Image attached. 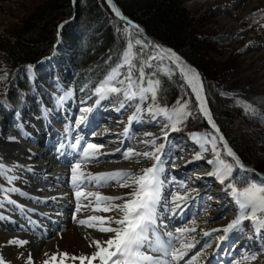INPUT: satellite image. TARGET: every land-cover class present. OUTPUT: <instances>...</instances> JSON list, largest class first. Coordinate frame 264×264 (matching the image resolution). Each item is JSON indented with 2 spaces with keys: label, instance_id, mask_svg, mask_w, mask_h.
<instances>
[{
  "label": "rangeland",
  "instance_id": "rangeland-1",
  "mask_svg": "<svg viewBox=\"0 0 264 264\" xmlns=\"http://www.w3.org/2000/svg\"><path fill=\"white\" fill-rule=\"evenodd\" d=\"M44 2L46 0L0 1V33L5 36L17 30L21 22ZM186 7L197 16L211 17V21L206 24V31L208 37L214 38L217 48V52L211 55L217 75V90L213 97L221 98L224 108L236 118L257 120L259 125L245 124L261 140L260 145L264 146V120L252 116L243 99V94L251 98L264 96V79L261 77V66L264 64V0H192ZM123 24L127 47L119 66L109 74H123L128 78L127 86L118 92L101 95L99 89L94 91L90 84L79 83L76 71L71 70L72 77L66 83L75 88V102L79 104L80 111L77 116L74 112L71 115L62 113V123L51 122L56 131L65 132L72 124L76 130H87L88 125H83L85 121L102 116L112 121H105L102 125L122 132L111 135L107 139L112 141L110 144L94 142L96 146L89 147L84 152L81 148L80 153L84 158L70 164V182L78 183L80 187L85 184V188L91 186L92 190L89 191L97 192L78 195L82 203H79L80 209L77 212H70L73 215H70L72 220L69 226L57 233L56 237L44 241L38 251H31L24 241L27 233L20 228V231L9 232L5 230L7 225L4 223L19 214L18 205L29 203V197L26 198L24 192L28 191L27 185L31 177L18 166H30L28 160L32 156L29 151L22 149L6 156L11 165L6 166V171L0 170V264H115L117 256L126 253L153 258L154 264H164L165 260L171 264H264V223L258 226L252 221L250 213L254 203L244 199L252 191L256 196L260 195V188L255 187L256 180L247 172H242L223 147H220L221 155L215 162L224 169L205 182L203 187L196 179L215 171L213 168L209 172L205 170L208 165H212L208 156L202 157L204 163L199 166L201 169L195 167L197 172H191L195 169L191 168L187 170V176L185 173L180 176V169L186 167L204 148L202 141L206 142L207 139L212 142L216 131L212 127L193 133L187 130V120L201 121L205 117L198 101L189 91L184 75L177 66L169 64L157 54L151 40L141 31L133 29L128 23ZM239 29L244 36L229 42L227 39ZM45 69L47 71L42 74L45 79L42 87L40 82L43 79L29 70L33 88L25 96H30V99L23 100L24 110L15 115L14 107L9 105L7 97L17 72L6 69L0 59V106H4L12 115L15 122L12 131L20 133L22 139L26 136H30L31 140L40 139V134H45L43 127L47 125L46 110L57 114L65 110V104L58 99V88L64 85L61 79L66 76L65 71L57 64ZM160 75L174 85L175 102L161 105L157 99L164 109L162 114L142 116L144 102L140 93L155 88L159 94ZM128 93L135 98L130 99ZM182 93H185L183 101H187L186 108L183 109L176 107ZM210 96L208 94L209 98ZM44 100H47L51 110L45 106ZM133 117L140 119L134 126L131 123ZM31 124L36 129H31ZM97 125L99 123L95 126ZM6 128H0V140L8 139L9 143H18V135L10 139L11 134ZM131 128L140 135L138 144L126 146L117 158H123L129 150L139 152L128 153L131 156L130 163H123L121 172H118L112 163L120 161L101 158L110 150L124 148L123 141L129 137L125 132ZM241 131L243 137L247 138L244 130ZM221 133L223 134L222 131ZM95 135L96 131L84 138L73 139V142H88ZM98 137H103V133H98ZM118 141H122V145L116 144ZM208 147L209 150L212 148L210 151L213 153V144L208 143ZM28 148L34 152L42 151V147L37 145H30ZM183 148L193 155L189 156L186 152L179 154ZM4 149L0 144V151ZM175 154L179 155L178 159L170 164L171 157ZM261 154L264 158V152ZM246 166L253 168L257 174L261 173L257 170L258 165ZM220 179L227 181L226 196L230 199L226 204V208H229L227 216H220L224 210L221 205L224 198L214 193L215 189L212 188ZM207 187L211 188L209 199L202 198ZM262 189L260 197L264 199V187ZM234 194L238 195V200L233 197ZM156 196L161 199L155 209L156 215L144 224V228L151 231L150 240H138L142 246H146L138 252L132 249L133 242L135 246V240L140 236L135 232L136 226L143 224L138 222L145 221L146 213L150 216L152 204L149 203ZM210 204L218 206L209 207ZM201 208L205 211L200 212ZM235 225H239L238 232L229 238ZM153 226V230L149 229ZM131 232L133 233L130 234ZM248 234H252V238L247 239ZM112 238L118 239L113 243ZM153 246L158 248L152 249Z\"/></svg>",
  "mask_w": 264,
  "mask_h": 264
},
{
  "label": "trees",
  "instance_id": "trees-1",
  "mask_svg": "<svg viewBox=\"0 0 264 264\" xmlns=\"http://www.w3.org/2000/svg\"><path fill=\"white\" fill-rule=\"evenodd\" d=\"M114 1L125 16L145 28L149 36L173 48L199 71L209 108L227 142L245 165H258L257 170L264 173V158L261 154L264 146L260 145L261 140L245 124L260 123L253 119L236 118L224 108L221 98L213 97L217 90V75L211 55L217 52V48L214 38L208 37L206 31V24L211 21V17L197 16L191 12L186 4L192 0ZM73 12V0H46L21 22L17 30L5 36L0 33V59L6 69L14 72L18 70L7 97L9 105H13L16 112L21 110L25 94L33 88L29 65L36 66L52 54L59 38L60 25ZM75 13V18L64 28L63 38L72 41L78 50L73 63L77 81L90 84L96 91L121 62L127 47L125 26L105 0H79ZM36 74L43 79V83V69L38 68ZM158 78L159 103L173 104L176 99L174 85L164 76ZM11 122L10 113L0 106V124L6 126ZM185 126L191 133L210 128L204 119H189ZM241 129L247 138L243 137Z\"/></svg>",
  "mask_w": 264,
  "mask_h": 264
},
{
  "label": "bare ground",
  "instance_id": "bare-ground-1",
  "mask_svg": "<svg viewBox=\"0 0 264 264\" xmlns=\"http://www.w3.org/2000/svg\"><path fill=\"white\" fill-rule=\"evenodd\" d=\"M112 7V6H111ZM120 16V14H118ZM132 27V26H130ZM133 29H136L132 27ZM244 34L241 32V29L237 30L233 35H231L227 40L229 42L235 41L241 37H243ZM226 41V40H225ZM152 44L155 47V50L157 54L161 57L164 58L166 61H168L169 64L177 66V68L181 71V73L184 75L185 80H186V85L189 89V91L192 93V95L196 98L198 101V104L200 106V110L203 113L204 117L208 122L210 123L211 127L216 131V136L214 137L213 141L211 142L210 140H205L208 143L213 144V153L212 151L209 150L208 143L203 142L204 148L199 151L195 158L191 161V163L186 164L187 166L184 168L180 169V176H184L187 172L188 169L199 167L202 165L204 162L203 161V156H208L209 159L212 162V165H208V170L210 168H213L215 171H210L206 176L200 177L199 179H196L199 184L204 185L205 182L213 179L215 175H218L224 167L216 164L217 158L220 157L221 152H220V147H223L226 150V153L232 157L238 165H240L250 176H252L256 180V186L257 188H260V195L263 194V187H264V174H257L254 172L253 168H249L246 166L242 161L238 158L237 154L234 152V150L230 147L229 143L221 133L220 126H218L217 122L215 121L211 110L209 108L208 104V99L207 95L205 92V87L203 85V81L200 78L198 72L194 67H192L190 64H188L182 57H180L177 52L171 50L169 47L164 45L163 43L156 42V41H151ZM59 47H62V44H60ZM58 55V54H57ZM56 58V57H55ZM57 60H61L62 56L61 54L58 55ZM167 64V63H166ZM167 64V65H169ZM127 65V64H123ZM167 67V66H166ZM262 67V72H261V77L264 79V64L261 66ZM173 68V67H172ZM167 69H169L167 67ZM166 70V69H165ZM169 71V70H168ZM171 71V70H170ZM174 74V73H173ZM172 74V75H173ZM72 77V74L70 72H67V78L65 82L68 81ZM128 82V78L124 76L123 74H119V72H113L100 86L99 92L101 95H106L108 93H115L118 92L119 90L125 88L127 85L126 83ZM59 85V84H58ZM64 86V87H62ZM59 95L62 96L63 103L65 104V110L62 112L65 115H71L74 112V115L77 116V114L80 111V106L77 104L75 101V96L74 92H76L75 88L71 85H67L64 83L62 84L59 88ZM185 93L181 94V97L179 98L176 107H179L181 109L186 108L185 104H187V101H183L182 97H184ZM139 95V94H138ZM245 97L243 98L246 102L247 106V111L255 117H259L264 120V96H261L259 98H251L247 94H243ZM140 96L144 102V112L142 116H151V115H160L164 111L163 108L160 107L158 101H157V93L155 88H151L150 90H146L143 93H140ZM128 97L131 99H134L133 95H130L128 93ZM189 98V97H188ZM50 112L49 110H46L45 112V120L47 121L46 127H43L45 130V134L41 137L44 140L46 139L47 136L52 135V138L57 139H62L63 140V147L64 151L66 153H73L74 151L78 150L79 147H84L85 148V143L80 142L76 143L73 142V139H81L86 137L87 135L93 133L96 131V135L93 138L94 142L99 143V142H104V143H109L112 141L107 140L108 138L111 137V135L115 134H122V132H117L115 130H112V128H106L104 125H102L103 122L107 121L108 123H111L112 121L107 120L105 117L98 116L96 118H89L88 121H85L83 123L88 125L87 130H81L80 128L76 130L75 127L70 126L68 129L63 131L55 130L53 125H51V122L54 123H62L61 119L63 118L62 113L54 115V113ZM141 116V117H142ZM140 119L133 117L131 119L132 125H137L139 123ZM97 123L99 125L95 126ZM155 126V125H154ZM31 129L35 128V126H32V124L29 126ZM27 129V128H26ZM36 129V128H35ZM155 131V130H154ZM101 134L103 133V137H98V133ZM125 133L129 134V137L127 138L126 141H118V145L124 144V148L117 149L116 150H110L107 154H105L101 159H105L108 161H113L116 159L117 161L120 162H115L112 163L113 168H115L118 172H121V165L123 163L129 164L130 157L128 153L131 152H139L137 150H129V152H125L126 155L123 158H117V156L120 155L123 149H125L126 146H130L132 144H138L137 142L138 137H140L139 133L135 131L134 129L127 130ZM78 135V137L76 136ZM29 139V136L27 137ZM89 138V137H87ZM72 139V141H71ZM7 140V141H5ZM70 140V141H69ZM30 141V140H28ZM50 142L49 147L47 150V154H43L42 152H34L31 149H29L27 144H21V143H9L8 139H1L0 144L4 146V150L0 151V170H5L7 169L6 166L11 165V163H8L9 159H6V156H10L14 154L17 149H22L25 151H29V154L31 159L28 161L30 162V166H23L20 167V169H24V171L30 175L31 180L28 181V192H29V205H18V208L20 209V212L16 217H13L14 219L8 220V222L4 223L7 225V227L3 226L6 228L5 230L7 231H12L16 232L21 228L20 222H22V217L23 214L26 215L24 212H27V215L29 216L27 220L31 221V224L37 229H30V232L27 233L24 238L25 243L28 245L31 251H38V247H41L44 245V241H46L48 238L56 237L57 233L61 232L62 229L64 230L66 227L69 226L70 220H72L70 215H73V213L78 211L77 209H80L79 203H82L81 200L78 199V195L84 194V193H96V191H89L92 190L91 186H88L85 188V184L80 187L78 183L70 182L71 181V175L72 172L70 170L71 167L68 165L70 163V160L66 158V156H61L59 153H57L56 149H53L51 147L52 143L54 141H46ZM115 144V145H116ZM193 145V143H191ZM190 144V146H191ZM114 145V146H115ZM96 146V144H91V147ZM112 146V145H111ZM128 150V149H127ZM186 152L189 156L193 155L189 150L182 149L179 154H183ZM191 153V154H189ZM179 155H173L170 160V164L175 162L178 159ZM196 159V160H195ZM34 160H38V163H34ZM75 162V161H74ZM7 163V164H6ZM32 166V169H31ZM201 169V167H199ZM6 171V170H5ZM115 171V172H117ZM197 172V169H193L191 172ZM1 172V171H0ZM190 172V170H189ZM71 173V174H70ZM185 173V174H184ZM88 182H86V185ZM74 186L76 189H74ZM256 188V189H257ZM72 189V190H71ZM215 193V191H214ZM211 194V188L207 187L205 188L204 194L202 198H210ZM256 193L253 191L248 193L246 196V201L254 203V206L251 210L250 216L252 217V221L260 226L264 223V199L262 196H256ZM33 195V196H32ZM35 195V196H34ZM26 196V197H28ZM228 196V195H227ZM226 195L222 198L221 205L224 206V210L221 212L220 216H225L229 208L226 204L228 203V200H230ZM214 197V196H213ZM218 197V196H216ZM160 200L158 196H156L155 200L153 202H150L149 204H152L149 211L151 212L150 216L145 217V221H139L138 224L141 223L142 225H137L136 222V233L140 235L137 237L135 240L136 245L134 246V242L132 244V249L134 250H141L144 249V247L141 246L140 242L141 241H148L147 238L150 236V230H147L144 228V224L147 223L148 219H152L154 215H156L155 209L157 206H159ZM203 200V199H202ZM215 201V200H214ZM40 206V207H38ZM77 206V207H76ZM217 205L210 204L209 207H215ZM76 207V208H75ZM75 208V209H74ZM204 208V207H203ZM203 208L199 209L200 212H204ZM37 209H43V211H39V215L36 212ZM148 209V208H147ZM146 209V210H147ZM173 210V209H172ZM214 210V209H213ZM73 211L71 214L70 212ZM82 212V209L80 210ZM155 211V212H154ZM208 211V210H207ZM154 212V213H152ZM22 215V216H21ZM39 218H38V217ZM227 216V215H226ZM222 218V217H220ZM25 223H28L27 221ZM30 224V225H31ZM134 226V227H135ZM239 225H235L233 231L230 233V237H233L237 234ZM25 231V230H24ZM143 232V233H142ZM131 232L130 234H132ZM134 236V234H133ZM252 234L247 238L250 239L252 238ZM130 239L132 236L129 237ZM37 239H40L41 241L38 242ZM118 238H112L113 243L117 240ZM138 240L140 242H138ZM127 243V241H125ZM124 242V243H125ZM126 246V245H125ZM128 247V246H127ZM157 246H153V249H157ZM127 251V250H126ZM141 258V259H139ZM115 264H154V259L153 258H146V257H141V256H135L133 253L129 254H124L121 255L119 254L117 256V263ZM164 264H171L170 261H164ZM174 264V263H172Z\"/></svg>",
  "mask_w": 264,
  "mask_h": 264
},
{
  "label": "water",
  "instance_id": "water-1",
  "mask_svg": "<svg viewBox=\"0 0 264 264\" xmlns=\"http://www.w3.org/2000/svg\"><path fill=\"white\" fill-rule=\"evenodd\" d=\"M78 1L79 0H73V7H74V12H73V15L69 18V19H67V20H65L63 23H61V25H60V29H59V31H60V38L62 37V34H63V31H64V28L75 18V16H76V13H75V9H76V5H77V3H78ZM105 2L107 3V5L109 6V8H110V10L113 12V14L117 17V18H119L120 20H122V21H124L125 23H128L130 26H132V27H134V28H136V29H138L139 31H141L142 32V34H144V36L146 37V38H148L149 40H151V41H156V42H160V41H158V40H156L155 38H153V37H151V36H149L147 33H146V31H145V28L142 26V25H140V24H138V23H136V22H134V21H132V20H130L127 16H125L124 14H123V12L121 11V9L119 8V6L115 3V1L114 0H105ZM112 6V7H111ZM118 14H120V16L118 15ZM160 43H162V42H160ZM167 47H169V46H167ZM171 50H173V51H175L173 48H171V47H169ZM176 52V51H175ZM180 57H182L188 64H190L192 67H194L189 61H187L183 56H181L179 53H177ZM195 68V67H194ZM196 69V68H195ZM196 71L198 72V74H199V76H200V78H201V75H200V73H199V71L196 69ZM202 79V78H201Z\"/></svg>",
  "mask_w": 264,
  "mask_h": 264
},
{
  "label": "built area",
  "instance_id": "built-area-1",
  "mask_svg": "<svg viewBox=\"0 0 264 264\" xmlns=\"http://www.w3.org/2000/svg\"><path fill=\"white\" fill-rule=\"evenodd\" d=\"M65 45H66V49L68 51V54L71 55V56L75 55L76 49H75L74 44L72 42H70V41H67V42H65Z\"/></svg>",
  "mask_w": 264,
  "mask_h": 264
}]
</instances>
